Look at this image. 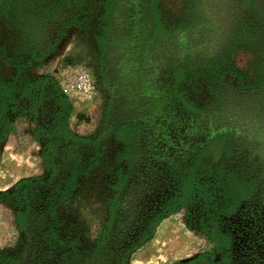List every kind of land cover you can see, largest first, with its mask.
Listing matches in <instances>:
<instances>
[{
    "label": "flooded vegetation",
    "instance_id": "1",
    "mask_svg": "<svg viewBox=\"0 0 264 264\" xmlns=\"http://www.w3.org/2000/svg\"><path fill=\"white\" fill-rule=\"evenodd\" d=\"M96 1L99 32L92 65L97 95L109 114L101 133L124 145L123 170L112 183L104 220L89 247L62 239L55 226L62 204L57 187L72 176L68 171L75 166L83 165L89 174L99 166L101 139L78 135L82 140L71 142L55 133L66 109L53 86L45 87L34 120L51 99L49 123L36 130L43 144L41 163L48 154L51 166L41 164L43 176L24 182L17 192L15 186L24 180L13 187L11 193L23 197L11 203L21 244L10 252L0 251V264H130L166 220L196 202L206 215L199 224L208 248L170 264H202L206 261L196 257L204 253L213 254L210 263L264 264V115H258L264 112L258 101L264 100V23L255 19L264 17V0H187L190 11L177 29L160 20L156 0ZM86 2L62 0L53 19L39 24L24 42L25 61L59 48L69 29L79 26ZM261 33L263 79L254 88L258 99L251 93L247 100L261 105L248 121L215 117L180 95L179 85L201 70L219 72L236 49ZM220 80L212 90L219 97L226 85ZM6 122L0 114L1 139ZM48 143L52 150L46 148ZM212 148L221 156L216 177L199 171L201 157ZM33 183L37 187L31 192L28 186ZM206 192L212 197L208 203L201 198ZM15 213L23 216L22 229L17 228Z\"/></svg>",
    "mask_w": 264,
    "mask_h": 264
},
{
    "label": "rangeland",
    "instance_id": "2",
    "mask_svg": "<svg viewBox=\"0 0 264 264\" xmlns=\"http://www.w3.org/2000/svg\"><path fill=\"white\" fill-rule=\"evenodd\" d=\"M156 1L160 20L172 29L182 27L190 11L187 0ZM60 4L62 0L61 3L58 0L50 2L54 10L60 9ZM194 8L198 9V5ZM99 15L100 7L97 1L87 0L79 26L69 29L59 48L50 52L41 64H34L18 76L16 65L28 58L25 53L28 43L23 42L20 31L11 21V16L10 19H5L0 15V80H15L21 84L25 79L49 76L62 88L65 87L66 81H77L79 76L85 74L93 84L94 91L88 97H68L72 105L68 123L77 135L101 139V162L88 176L78 179L72 196L58 206L55 219L60 237L67 241L75 240L78 246L83 248L89 247L93 242L104 220L106 201L112 193V183L123 170L121 158L126 151L124 145L113 137H105L101 133L102 126L109 120V114L107 109L104 112L103 103L97 95L96 76L92 65L96 57L95 40L99 32ZM255 19L264 23V17ZM258 36L254 41L236 49L219 72H196L194 78L178 86L180 95L196 107L210 110L215 117H225L228 121L236 117V121L240 123L248 121L251 111L261 105L259 102L264 105V100L258 99L254 90L260 86L263 79V58L258 50L263 35L261 33ZM219 78L223 82L222 85L226 84L219 90L220 94L222 93L220 97L212 93ZM251 93L256 94L254 96L259 102L254 103L251 100L252 103H248ZM51 104L50 99V102L45 104L42 116L36 120L18 116L21 112L19 107H23L22 102L18 103L12 113L4 105L0 107V114L5 116V122H11L14 129L1 139L3 127L0 124V192L13 191L15 184L21 180H34L43 176L40 158L43 144L35 141V138L37 127L49 123ZM262 114L264 115L262 111L258 113L259 116ZM232 125L235 128V123ZM233 131L236 132L235 129ZM220 160L217 148L206 151L201 157L199 171L205 170L206 175L215 174L216 177L214 172H217ZM34 186L36 188L37 184L28 186L31 192ZM13 202V199H9L8 203L0 204V251L6 253L18 249L21 244L11 215L15 207L11 205ZM201 219H206V215L199 202L179 211L160 226L153 242L133 254L130 264H170L173 259L188 258L206 250L208 245L200 231ZM178 246L182 248L181 251Z\"/></svg>",
    "mask_w": 264,
    "mask_h": 264
},
{
    "label": "trees",
    "instance_id": "3",
    "mask_svg": "<svg viewBox=\"0 0 264 264\" xmlns=\"http://www.w3.org/2000/svg\"><path fill=\"white\" fill-rule=\"evenodd\" d=\"M27 1L28 0H0V15L4 17L5 19H10L11 21L16 25V28L20 31L23 42H27L34 32L39 27V24H45L44 22L47 20H52L53 17L58 13L57 10H54L50 2L51 0H29L30 4V10L26 9L27 7ZM64 2V1H63ZM81 6H79L80 8ZM78 8V14L79 17L81 14V10ZM79 19L75 20L74 24H77ZM30 32V35L29 33ZM47 55H43L40 57H36L35 55L31 56V59L24 61H21L19 64L16 65V75L23 73V71L28 70L30 67H32L34 64H41L45 57ZM15 76V77H17ZM52 85L53 88L58 92L60 95V100L62 102L63 108L66 109L64 113V121L60 123L59 128L57 131L62 135V137L66 141H81V137L76 135L68 126V119L72 113V108L70 104L69 98L63 93L61 87L55 81L53 78L49 76L44 77H38L35 79H25L22 80L21 84L16 82L15 80L10 81H3L0 80V106L3 107L6 106L8 109H11L12 111L15 110V108L18 107V103L22 102L23 107H19L21 109V112L18 116L25 118V117H31L35 119L37 115V108L41 104V99L44 95V88ZM14 129L12 127V123L6 122V128L5 133L3 135V139L5 138L6 134L9 132H12ZM39 130H41L39 128ZM35 141H38L37 138H35ZM46 148H49V150H52V144H47ZM42 165L48 169L50 165V155L43 154L42 157ZM72 176L65 178L62 180V185L60 187H57V191L60 192L58 197V203L65 202L69 197H71L73 191L75 190L78 182V177L81 176H88L89 170H86L83 165L79 167H74L73 169L68 171ZM29 180H24L17 184L15 186L16 192L17 190L23 185L24 182ZM16 192H0V204L8 203L9 199H15L19 200L22 199V195H18ZM210 192H206L205 196L201 197L202 200L206 203H208L212 197H210ZM53 211V209H52ZM175 213V212H174ZM16 215V223L17 228L22 229V223L23 219L21 216V213H15ZM206 231V229H205ZM209 238H213L212 234L207 235ZM213 258L212 253H204L200 254L196 257V260L200 261H206L202 264H226V263H210ZM175 264H186V263H175ZM193 264V263H188Z\"/></svg>",
    "mask_w": 264,
    "mask_h": 264
},
{
    "label": "built area",
    "instance_id": "4",
    "mask_svg": "<svg viewBox=\"0 0 264 264\" xmlns=\"http://www.w3.org/2000/svg\"><path fill=\"white\" fill-rule=\"evenodd\" d=\"M65 87L62 86L63 93L70 98H84L91 95L94 91L93 84L89 80L88 76L82 74L79 76L77 81H66L64 83Z\"/></svg>",
    "mask_w": 264,
    "mask_h": 264
},
{
    "label": "bare ground",
    "instance_id": "5",
    "mask_svg": "<svg viewBox=\"0 0 264 264\" xmlns=\"http://www.w3.org/2000/svg\"><path fill=\"white\" fill-rule=\"evenodd\" d=\"M178 248H180V246H178ZM169 249V248H168ZM182 248H180V251H181ZM176 256V255H175ZM177 257V256H176Z\"/></svg>",
    "mask_w": 264,
    "mask_h": 264
}]
</instances>
